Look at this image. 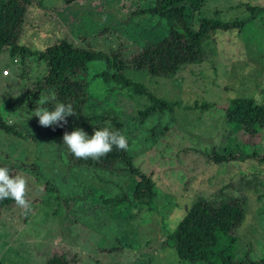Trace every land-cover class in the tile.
Listing matches in <instances>:
<instances>
[{
    "label": "rangeland",
    "instance_id": "rangeland-1",
    "mask_svg": "<svg viewBox=\"0 0 264 264\" xmlns=\"http://www.w3.org/2000/svg\"><path fill=\"white\" fill-rule=\"evenodd\" d=\"M153 4L154 0L70 4L32 0L18 42L41 49L66 37L78 47L109 57L116 51L130 58L144 40L166 33L159 15L135 12ZM244 4L264 9V0H204L192 19L242 20L248 16ZM212 41L206 58L183 67L174 77L123 71L126 78L172 107L162 114L166 117L151 115L138 128L134 116L147 103L145 97H128L111 88V82L96 74L107 70L104 60L86 64L83 76L94 107L119 111L132 163L154 181L156 193L146 202L131 198L134 181L128 172L112 174L68 164L58 134L38 126L37 118L31 117L35 109L27 108L21 97L44 65L33 57L20 64L6 49L0 52V113L35 140L22 141L0 129V155L31 162L37 169L36 175L27 169L15 173L27 181L32 211L25 215L17 205L1 210L0 264H43L52 252L62 249L75 253L76 264H193L179 260L163 240L196 196L210 197L228 184L236 187L240 176L246 177L249 188L244 184L245 216L233 234V255L264 258V159L216 162L206 156L214 148L222 153L233 149L264 153V128L250 139L242 131L235 132L233 123L223 117V109L234 97L264 103V12L240 26L215 29ZM202 102L211 106L202 108ZM122 193L124 199L113 200Z\"/></svg>",
    "mask_w": 264,
    "mask_h": 264
},
{
    "label": "trees",
    "instance_id": "trees-1",
    "mask_svg": "<svg viewBox=\"0 0 264 264\" xmlns=\"http://www.w3.org/2000/svg\"><path fill=\"white\" fill-rule=\"evenodd\" d=\"M74 1L63 0L67 4ZM203 2L204 0H154L152 6L135 11L159 15L165 21L167 28L165 35L155 40H144L140 49L132 57L127 58L116 51L109 57V54L99 50L78 47L66 37H58L41 49L29 48L18 42V36L32 0H0V52L6 49L12 58H18L20 64L33 57V60L44 65L43 72L36 75L30 85H26L21 95L26 107L31 110L36 109L40 106L37 103L40 99L46 101L43 107L50 110L57 103L70 104L76 115L67 117L66 127L53 126L51 129L58 134L68 164L102 168L112 174L128 172L134 181L131 198L136 202L150 201L156 190L151 176L133 165V157L128 147L124 151L113 147L112 152L99 160L77 159L68 151L67 146L62 144L63 132H71L79 127L91 135L93 129L108 128L125 135L124 122L119 111L113 107L99 111L94 107V101L90 100L93 98L87 92L86 80L83 76L86 64L90 60H104L107 70L96 74L101 75L104 81L111 82V88L125 93L128 97H145L147 103L137 108L134 116L138 128L140 123L151 115L166 117L162 114L170 112L172 107L165 99L153 96L141 83L126 78L123 74L125 69L140 70L155 77H174L183 67L199 63L209 55L215 29L240 26L243 22L254 19L257 14L264 12L260 5L244 4L248 16L242 20L220 22L204 17L192 19L193 12L198 10ZM199 106L203 108L211 104L202 102ZM223 117L225 122L233 123L235 132L242 131L246 137L252 139L260 129L264 128V103H257L248 97H234L223 109ZM0 129L14 138L35 143L31 133L22 129L17 122L5 118L1 113ZM127 141L129 146V138ZM233 150L222 153L214 148L206 156L216 162L231 159H264V153L259 154L254 150L251 152ZM0 167L8 168L12 175H15L19 169H27L34 175L37 173L33 163L12 160L6 153L0 155ZM237 179L236 187L231 184L228 188V184L219 188L217 194L210 197L196 196L173 230L166 235L163 243L175 251L179 260L193 264L196 262L264 264V258L261 257L249 258L247 254L241 257L233 255L232 242L236 239L233 234L245 216L244 184L245 188H249L246 177L240 176ZM125 197L126 195L122 193L113 200H122ZM13 205L16 204L11 198L0 201V213L3 208ZM75 261V253L62 249L52 252L43 264H76Z\"/></svg>",
    "mask_w": 264,
    "mask_h": 264
},
{
    "label": "clouds",
    "instance_id": "clouds-1",
    "mask_svg": "<svg viewBox=\"0 0 264 264\" xmlns=\"http://www.w3.org/2000/svg\"><path fill=\"white\" fill-rule=\"evenodd\" d=\"M37 103L40 106L31 117L37 118L38 126L43 128H64L68 124L67 117L76 115L70 104L57 103L50 110L43 107L45 100L40 99ZM62 144L67 146L75 158L84 160H99L112 152L113 147L121 151L128 147L124 134L108 128L93 129L91 135L79 127L71 132L64 131ZM27 187V181L22 175H12L8 168L0 167V201L11 198L25 215L32 211L31 202L26 199Z\"/></svg>",
    "mask_w": 264,
    "mask_h": 264
}]
</instances>
